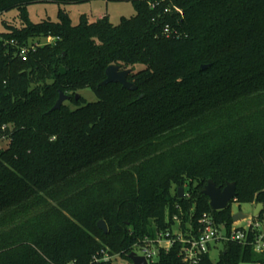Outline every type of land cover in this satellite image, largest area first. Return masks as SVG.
<instances>
[{
  "label": "trees",
  "instance_id": "obj_1",
  "mask_svg": "<svg viewBox=\"0 0 264 264\" xmlns=\"http://www.w3.org/2000/svg\"><path fill=\"white\" fill-rule=\"evenodd\" d=\"M107 1L137 14L74 26L63 7L77 1L0 0V17L15 10L21 24L0 31V264L129 259L176 219L184 234L205 217L229 232L232 207L211 210L210 180L236 184L233 204L264 205V0ZM36 4H57V21L33 23ZM112 65L144 66L128 76L136 91L100 85ZM87 89L97 102L78 95ZM61 92L74 109L52 112ZM224 246L200 264L264 262ZM181 251L175 242L155 264H184Z\"/></svg>",
  "mask_w": 264,
  "mask_h": 264
},
{
  "label": "built area",
  "instance_id": "obj_2",
  "mask_svg": "<svg viewBox=\"0 0 264 264\" xmlns=\"http://www.w3.org/2000/svg\"><path fill=\"white\" fill-rule=\"evenodd\" d=\"M176 11L181 16L183 15L181 10L176 9ZM165 33L167 35L171 34L169 27L165 29ZM47 42H54V39L48 38ZM30 49H34V47L23 48L21 50L20 56L24 61L27 60ZM260 216L254 217L252 214L250 219L244 221H249L247 226L242 227L234 224L229 232L224 227H217L212 219L205 217L202 221L199 234L196 236L192 234L191 228L185 235L179 227L177 233L173 231L172 233L159 234L156 239L146 238L143 242L134 246L133 253L145 258L148 264H155L159 260L161 250L169 251L175 242H180L182 244V262L184 264H200L203 256L210 255L213 244L221 242L225 245L228 242H233L251 247L255 253L264 256V218H260ZM177 221L179 220L176 219V223ZM136 252H139L140 255ZM118 258L124 259L119 254H111L107 250H104L94 257L92 264H114V261ZM69 264H77V262ZM256 264H264V262Z\"/></svg>",
  "mask_w": 264,
  "mask_h": 264
},
{
  "label": "rangeland",
  "instance_id": "obj_3",
  "mask_svg": "<svg viewBox=\"0 0 264 264\" xmlns=\"http://www.w3.org/2000/svg\"><path fill=\"white\" fill-rule=\"evenodd\" d=\"M69 2L77 1V3H71L69 5H64V9L70 14L72 23L74 26H77L80 24V20L82 16H87L91 22L99 21V19L107 17L109 21L115 25L118 26L121 23V20L123 18H132L136 16L137 11L135 6L132 2H111L107 0H66ZM59 6L57 4H36L29 7V14L30 19L33 23H41L44 20L51 19L52 21H57ZM7 21L12 24L17 25L18 27L21 25L20 21L18 19V12L17 11H11L8 13H5L3 16L0 17V31L3 32L4 26L3 22ZM41 46H45L49 44L47 40H41L39 42ZM53 43V42H51ZM32 46V43L30 44ZM35 47L38 46V44L34 45ZM144 66L136 65L132 67H122V70H141ZM78 95L82 96L86 99L89 103H95L97 102V97L95 94L87 89L83 90L78 93ZM66 106L70 107L71 109H74L72 104L70 102L64 103ZM7 143L1 144L2 147H5ZM256 207L253 204H236L234 203L232 205V212L233 215L238 212H243L248 215H252L255 211ZM248 222H238L235 225L245 227L248 225ZM180 227L179 221L175 224V227L173 228V231L177 233L178 229ZM187 227V226H186ZM187 228H190L189 226ZM188 232H185V234ZM225 246L223 243H215L212 246L211 252H210V258L214 263H217L220 258V254L224 251ZM137 253V252H136ZM140 255V253H137ZM114 264H132V261L129 259H122L118 258L114 261Z\"/></svg>",
  "mask_w": 264,
  "mask_h": 264
},
{
  "label": "water",
  "instance_id": "obj_4",
  "mask_svg": "<svg viewBox=\"0 0 264 264\" xmlns=\"http://www.w3.org/2000/svg\"><path fill=\"white\" fill-rule=\"evenodd\" d=\"M209 66H202V70L208 69ZM131 73V70H122L120 66L112 65L106 70V80L101 83V86H107L109 84H120L126 90L136 91L137 87L135 84L128 81V76ZM71 98L64 93H60V97L52 109V112L61 110L65 102L69 101ZM203 194L209 198L211 210L214 212L224 211L232 207L234 200L237 197L236 184L230 183L225 189H221L216 186V184L210 180L205 186ZM185 197V191L183 188L179 189V198L183 199ZM264 210L263 204H258L253 213L254 217H259ZM251 216L243 212H238L233 215L234 224L250 219ZM98 227L105 234L109 233V227L105 221H100ZM129 259L133 264H148L147 260L143 257L137 256L135 253H132L129 256Z\"/></svg>",
  "mask_w": 264,
  "mask_h": 264
},
{
  "label": "crops",
  "instance_id": "obj_5",
  "mask_svg": "<svg viewBox=\"0 0 264 264\" xmlns=\"http://www.w3.org/2000/svg\"><path fill=\"white\" fill-rule=\"evenodd\" d=\"M102 18V17H101Z\"/></svg>",
  "mask_w": 264,
  "mask_h": 264
}]
</instances>
